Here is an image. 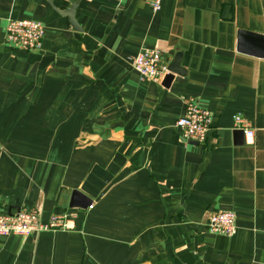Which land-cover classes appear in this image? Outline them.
I'll use <instances>...</instances> for the list:
<instances>
[{"label":"crops","instance_id":"1","mask_svg":"<svg viewBox=\"0 0 264 264\" xmlns=\"http://www.w3.org/2000/svg\"><path fill=\"white\" fill-rule=\"evenodd\" d=\"M22 19L41 49L7 41ZM241 30L264 35V0H0V213L73 225L0 235V264H264V58ZM144 50L159 81L132 65ZM189 98L213 115L203 144L176 127ZM220 211L234 237L209 230Z\"/></svg>","mask_w":264,"mask_h":264},{"label":"built area","instance_id":"2","mask_svg":"<svg viewBox=\"0 0 264 264\" xmlns=\"http://www.w3.org/2000/svg\"><path fill=\"white\" fill-rule=\"evenodd\" d=\"M151 9L157 13L162 9L163 0H149ZM43 23L30 20H10L6 27L7 41L15 46L39 50L45 36ZM134 69L144 80L159 81L168 73L159 50H144L132 59ZM185 113L176 122L182 138L186 141L203 144L212 128L213 115L195 99H185ZM235 127L245 131L247 143H253L254 131L241 115L234 117ZM212 233L234 237L236 233V215L231 211L213 213L208 221ZM73 229L68 216H53L48 223H43L38 211H20L16 214L0 213V235L31 236L44 231Z\"/></svg>","mask_w":264,"mask_h":264},{"label":"water","instance_id":"3","mask_svg":"<svg viewBox=\"0 0 264 264\" xmlns=\"http://www.w3.org/2000/svg\"><path fill=\"white\" fill-rule=\"evenodd\" d=\"M68 11L69 15L72 17L73 26L76 27V24L73 21L74 6ZM238 51L244 54L253 55L259 58H264V35L259 33H254L250 31L241 30L238 33ZM244 130H237L236 135L240 137V143L243 142ZM77 198L80 197V193H75Z\"/></svg>","mask_w":264,"mask_h":264}]
</instances>
